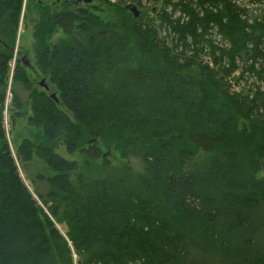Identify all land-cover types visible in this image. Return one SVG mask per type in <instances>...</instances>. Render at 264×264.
<instances>
[{
	"label": "trees",
	"instance_id": "16d2710c",
	"mask_svg": "<svg viewBox=\"0 0 264 264\" xmlns=\"http://www.w3.org/2000/svg\"><path fill=\"white\" fill-rule=\"evenodd\" d=\"M61 1L35 31L56 102L14 55L28 0H0V264H191L200 250L236 264L230 224L264 207V0H131L137 17L119 0V20L49 44L56 28L90 23ZM18 83L42 136L15 154L47 165L33 180L43 192L24 183L5 134ZM108 149L138 156L144 173L111 165ZM199 152L209 159L191 168Z\"/></svg>",
	"mask_w": 264,
	"mask_h": 264
},
{
	"label": "rangeland",
	"instance_id": "374dc122",
	"mask_svg": "<svg viewBox=\"0 0 264 264\" xmlns=\"http://www.w3.org/2000/svg\"><path fill=\"white\" fill-rule=\"evenodd\" d=\"M26 0H24L25 3ZM56 0H28V5L21 13L20 23L18 24L16 42L14 47V55L18 57V61L21 66L24 68V72L31 90L35 89L37 91H43L46 95L50 96L52 93H55L58 97V92L55 89L54 84L49 80V75L47 72L42 71L36 64L37 62V53H38V41L39 36L35 35V31L41 22V14L45 11V6L50 12L53 10H58L60 7L56 8ZM64 1V0H63ZM61 1V2H63ZM69 1L72 5L70 9H75V7H82L87 10L91 15H89V22L78 21L75 23V28L73 32L69 35L64 33L61 28H56L55 32L47 39V43L56 44L63 41H69L73 38L83 40L87 32L98 30L103 23L107 21H117L119 17V0H91L88 4H85L84 1H79L75 3V0H65ZM114 2V3H110ZM26 4V3H25ZM59 4V3H58ZM121 4V3H120ZM128 4L135 5L131 0H125L122 4L126 7ZM123 6H120L123 8ZM149 6V5H147ZM138 10H141L137 6ZM126 10H130L126 7ZM13 62V61H12ZM11 62V69L14 65ZM44 80L45 84L48 86V90L44 86L40 85V81ZM10 82V80H9ZM16 86V85H15ZM18 83L16 86V93L18 101L22 105L16 107L11 103V92H7V99L5 100V109L3 111L4 115V129L9 143L11 153L15 158V163L19 169V173L24 180V183L33 191L36 184V188L40 189L42 192L45 187V182H36L33 180L39 175H44L47 177L51 175V171L47 165L40 160L39 158L34 157L30 162L21 163L16 158L15 149L17 145L21 142L22 139L27 138L33 143H38L42 136L41 126L35 125L29 122L28 118L31 115L30 108V90H25L22 87H19ZM58 107H64L61 104H58ZM105 157L109 159L111 165L113 166H129L135 173H144L145 169L141 159L138 156H127L122 158L120 152H116L113 149L103 150ZM59 154L65 157L67 160H76L79 162V154L75 152L74 154H69L65 151L63 147L59 148ZM210 154H204L199 152L195 155L192 163L189 164L191 168L199 167V164L207 163ZM40 202V201H39ZM41 203V202H40ZM248 218L249 223L246 226H241L238 224H230L233 228L240 232V235H237L236 246L241 251L238 257V262L236 264H264V207L259 206L253 210H250ZM229 218V216L225 217ZM61 226V231L63 232ZM200 246L206 248L213 247V244L209 245V242L201 240ZM192 263L191 264H234L230 259L226 257L224 253H214L209 251H195L191 252ZM243 257V261L239 259ZM250 261V262H249Z\"/></svg>",
	"mask_w": 264,
	"mask_h": 264
},
{
	"label": "water",
	"instance_id": "95a60500",
	"mask_svg": "<svg viewBox=\"0 0 264 264\" xmlns=\"http://www.w3.org/2000/svg\"><path fill=\"white\" fill-rule=\"evenodd\" d=\"M75 1H76V2L84 1V2H86V3L91 2V0H75ZM126 7L130 10V12L132 13V15H133L134 17H137V16L139 15V12H140V11L138 10V8H137L136 5L128 4ZM40 85H41V86H44L45 89L48 90V86L45 84L44 80H41V81H40ZM50 97L53 98L56 102L59 101V100H58V97L56 96L55 93H52V94L50 95Z\"/></svg>",
	"mask_w": 264,
	"mask_h": 264
},
{
	"label": "built area",
	"instance_id": "2783aa9c",
	"mask_svg": "<svg viewBox=\"0 0 264 264\" xmlns=\"http://www.w3.org/2000/svg\"><path fill=\"white\" fill-rule=\"evenodd\" d=\"M112 1V0H111Z\"/></svg>",
	"mask_w": 264,
	"mask_h": 264
}]
</instances>
